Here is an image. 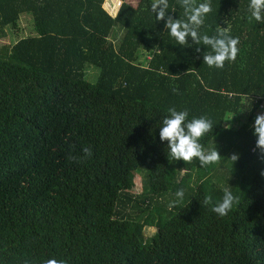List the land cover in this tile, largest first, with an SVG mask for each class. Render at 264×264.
Segmentation results:
<instances>
[{
    "label": "trees",
    "instance_id": "obj_1",
    "mask_svg": "<svg viewBox=\"0 0 264 264\" xmlns=\"http://www.w3.org/2000/svg\"><path fill=\"white\" fill-rule=\"evenodd\" d=\"M103 2L0 0V264H264V0Z\"/></svg>",
    "mask_w": 264,
    "mask_h": 264
},
{
    "label": "rangeland",
    "instance_id": "obj_2",
    "mask_svg": "<svg viewBox=\"0 0 264 264\" xmlns=\"http://www.w3.org/2000/svg\"><path fill=\"white\" fill-rule=\"evenodd\" d=\"M128 1L135 4L138 0H128ZM120 3L121 0H104L103 6L108 11L115 14L116 6L118 7ZM5 29H6V34L5 36L0 37V44L12 43L17 38L32 33L33 27H32L31 15L26 12L21 13L17 21L14 22L13 25H7ZM124 31L125 30L120 26H116L114 28V32L111 36L117 45L120 43L124 35ZM93 69L91 68V66H89V69L87 70V76H90V78H86V79L89 82H94L97 75V69L96 68ZM94 73L95 75L93 76ZM253 103H254L253 99L244 100L243 109H241L235 115H228L226 119H224V125L227 126L231 124L232 126L238 127L240 126V124L248 122V125L251 128L254 129L261 128L264 131V103H262L261 110L260 108H258L257 110H253ZM143 177H144L143 171L137 169L134 177V185L132 187L133 192L141 191ZM143 231L145 235H149L153 233L154 227L151 226L144 227Z\"/></svg>",
    "mask_w": 264,
    "mask_h": 264
},
{
    "label": "crops",
    "instance_id": "obj_3",
    "mask_svg": "<svg viewBox=\"0 0 264 264\" xmlns=\"http://www.w3.org/2000/svg\"><path fill=\"white\" fill-rule=\"evenodd\" d=\"M120 5V4H119ZM118 8H119V6L117 7L116 6V11L118 10ZM262 103H264V100L262 101ZM262 103L260 104V110H261V108H262ZM261 129V128H260ZM261 131H262V134H263V137H264V131L261 129Z\"/></svg>",
    "mask_w": 264,
    "mask_h": 264
}]
</instances>
